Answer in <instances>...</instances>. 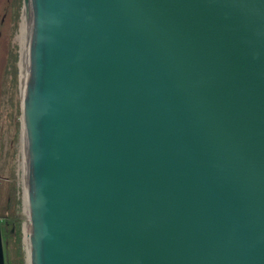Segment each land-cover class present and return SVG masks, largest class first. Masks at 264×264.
Masks as SVG:
<instances>
[{
    "label": "water",
    "instance_id": "water-1",
    "mask_svg": "<svg viewBox=\"0 0 264 264\" xmlns=\"http://www.w3.org/2000/svg\"><path fill=\"white\" fill-rule=\"evenodd\" d=\"M23 6L28 264H264V0Z\"/></svg>",
    "mask_w": 264,
    "mask_h": 264
},
{
    "label": "rangeland",
    "instance_id": "rangeland-1",
    "mask_svg": "<svg viewBox=\"0 0 264 264\" xmlns=\"http://www.w3.org/2000/svg\"><path fill=\"white\" fill-rule=\"evenodd\" d=\"M17 9L15 0H0V218L8 215L21 220L22 249L25 264H28L26 166L21 126L23 95L21 78L23 65L26 62L25 53L29 49L30 30L23 0H21L18 11ZM16 12H18V19H15ZM22 27L24 31H22ZM11 52L17 56L15 62L17 77L15 80H13L12 74H6L9 71V54ZM11 183L15 184V193L19 196L20 205L6 209L4 201Z\"/></svg>",
    "mask_w": 264,
    "mask_h": 264
},
{
    "label": "trees",
    "instance_id": "trees-1",
    "mask_svg": "<svg viewBox=\"0 0 264 264\" xmlns=\"http://www.w3.org/2000/svg\"><path fill=\"white\" fill-rule=\"evenodd\" d=\"M17 11L21 6V0H15ZM15 19H18V12L15 13ZM17 56L14 53L9 54V71L6 74H12L13 80L17 77V68L15 62ZM6 209H10L14 205H20L19 196L15 193V184L11 183L9 192L5 199ZM1 221V234L2 245L5 264H25L24 252L22 249V232L21 220L13 216H4L0 218Z\"/></svg>",
    "mask_w": 264,
    "mask_h": 264
},
{
    "label": "bare ground",
    "instance_id": "bare-ground-1",
    "mask_svg": "<svg viewBox=\"0 0 264 264\" xmlns=\"http://www.w3.org/2000/svg\"><path fill=\"white\" fill-rule=\"evenodd\" d=\"M30 1V0H29ZM29 7H30V3H29V5H28ZM26 11V10H25ZM24 17V16H23ZM30 18H28V24H29V30H30ZM25 22V21H24ZM25 24V23H24ZM24 24H23V27H24ZM23 27H22V31H24L23 30ZM26 32V31H25ZM29 58V53H28V50H26V53H25V60H27ZM24 158H25V154H24ZM26 178V177H25ZM25 181H26V179H25ZM25 198H26V193H25ZM27 241V240H26Z\"/></svg>",
    "mask_w": 264,
    "mask_h": 264
}]
</instances>
